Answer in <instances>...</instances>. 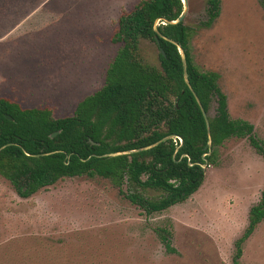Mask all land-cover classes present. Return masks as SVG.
I'll use <instances>...</instances> for the list:
<instances>
[{"label":"rangeland","instance_id":"1","mask_svg":"<svg viewBox=\"0 0 264 264\" xmlns=\"http://www.w3.org/2000/svg\"><path fill=\"white\" fill-rule=\"evenodd\" d=\"M140 1L43 2L0 38V98L48 107L55 118L73 115L103 86L121 46L110 41L118 17ZM205 7L187 0L185 23L205 21ZM190 46L194 64L219 74L230 117L264 139V0H221L217 19L196 29ZM141 48L157 66L155 45ZM218 160L188 200L151 215L101 178H65L24 199L0 176V264H232L264 188V157L246 139H231ZM158 228L171 231L176 253L166 251ZM242 251L241 264H264V221Z\"/></svg>","mask_w":264,"mask_h":264},{"label":"trees","instance_id":"2","mask_svg":"<svg viewBox=\"0 0 264 264\" xmlns=\"http://www.w3.org/2000/svg\"><path fill=\"white\" fill-rule=\"evenodd\" d=\"M45 1L0 0V38ZM204 1L206 20L196 27L185 20L169 23L181 15V0H141L131 12L122 11L110 38L121 46L106 70L104 84L82 99L71 116L55 118L48 107L23 109L0 98V176L21 198L65 178H101L151 215L195 194L206 168L218 166L219 148L228 140L246 139L264 157V139L256 135L254 126L230 117L219 74L203 71L193 62L190 42L196 29L209 28L220 13L221 0ZM157 34L177 42L185 53L187 80L208 116L210 151L206 123L185 82L178 49L162 38L157 46ZM142 41L157 48V66L143 56ZM54 132L59 133L50 138ZM167 136L173 138L149 150L104 157L147 147ZM263 221L264 188L249 209L247 227L234 243L232 264H241L244 242ZM155 231L166 251L176 253L171 231Z\"/></svg>","mask_w":264,"mask_h":264},{"label":"water","instance_id":"3","mask_svg":"<svg viewBox=\"0 0 264 264\" xmlns=\"http://www.w3.org/2000/svg\"><path fill=\"white\" fill-rule=\"evenodd\" d=\"M181 2H182V4H183V11H182L181 15L179 16V18H178L176 21H171V22H169L170 24H177V23H180V22H182V21L184 20V18H185V16H186V13H187V0H181ZM157 25H158V21H157V22L155 23V25H154V30H155V31H157V30H156ZM158 38H162V39H164L165 41H168V42L172 43L173 45H175V46L177 47L178 52H179V54H180V56H181V61H182L183 69H184V79H185V82H186L188 88L193 92V90H192V88H191V86H190V84H189V82H188V80H187V76H186V58H185V53H184L183 49L181 48V46H180L177 42H175V41H173V40H170V39H168V38L162 37L160 34H157V36H156V38H155V43L157 44V46L160 45ZM159 52H160V54L164 57V52H163V50H162L161 48H159ZM193 95H194V97H195V99H196V101H197V103H198V105H199V107H200V109H201L202 115H203L204 120H205V123H206L207 133H208V143H207L206 149H208V150L210 151V149H211V139H210V134H209V122H208V116H207V113H206V112L204 111V109L202 108L201 103H200L199 99L196 97V95H195L194 92H193ZM5 117H6L8 120L12 121V118H11L10 116H7V115H6ZM58 133H59V132H54V133H52V134L50 135V138H54ZM171 138H173V136H167V137L161 139L160 141H158V142H156V143H154V144H152V145H150V146L143 147V148H139V149H137V150H133V151H126V152H117V153L105 154L104 157H115V156H120V155H124V154H130V153H132V152L146 151V150H149L150 148H153V147L157 146V145L160 144L161 142H165L166 140H169V139H171ZM179 140H180V143L182 144V140H181V139H179ZM91 143H92V144H95V143H93V142H91ZM209 153H210V152H208V154H209ZM203 168H205V166H203Z\"/></svg>","mask_w":264,"mask_h":264}]
</instances>
